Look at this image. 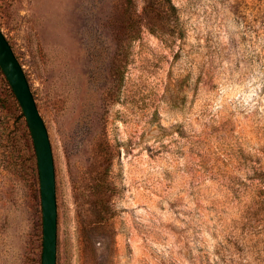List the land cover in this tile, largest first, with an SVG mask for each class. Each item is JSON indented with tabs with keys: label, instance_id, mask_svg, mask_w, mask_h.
<instances>
[{
	"label": "rangeland",
	"instance_id": "rangeland-1",
	"mask_svg": "<svg viewBox=\"0 0 264 264\" xmlns=\"http://www.w3.org/2000/svg\"><path fill=\"white\" fill-rule=\"evenodd\" d=\"M263 2L0 0L52 143L57 264H264ZM42 253L0 67V264Z\"/></svg>",
	"mask_w": 264,
	"mask_h": 264
},
{
	"label": "water",
	"instance_id": "water-1",
	"mask_svg": "<svg viewBox=\"0 0 264 264\" xmlns=\"http://www.w3.org/2000/svg\"><path fill=\"white\" fill-rule=\"evenodd\" d=\"M0 67L21 105L36 151L43 212L42 264H57L58 210L52 143L27 75L1 27Z\"/></svg>",
	"mask_w": 264,
	"mask_h": 264
},
{
	"label": "trees",
	"instance_id": "trees-1",
	"mask_svg": "<svg viewBox=\"0 0 264 264\" xmlns=\"http://www.w3.org/2000/svg\"><path fill=\"white\" fill-rule=\"evenodd\" d=\"M263 3H264V2H263ZM262 14H263L262 18L264 19V9L262 10ZM262 14H261V15H262ZM263 22H264V21H263Z\"/></svg>",
	"mask_w": 264,
	"mask_h": 264
}]
</instances>
